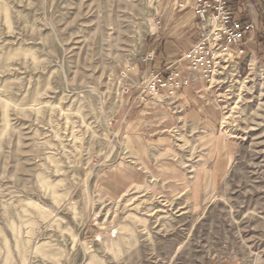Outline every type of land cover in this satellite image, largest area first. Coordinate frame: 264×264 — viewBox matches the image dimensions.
Masks as SVG:
<instances>
[{"label": "rangeland", "instance_id": "1", "mask_svg": "<svg viewBox=\"0 0 264 264\" xmlns=\"http://www.w3.org/2000/svg\"><path fill=\"white\" fill-rule=\"evenodd\" d=\"M166 2L0 0V264H264L256 3L238 9L257 24L244 53L213 75L222 132L236 148L224 172L201 181L203 149L179 120L167 131L170 157L192 190L149 175L113 186L116 172L140 170L123 85L140 88L149 66L133 72L144 54L155 52V66L177 60L195 38L192 26L185 45L169 48L177 15Z\"/></svg>", "mask_w": 264, "mask_h": 264}, {"label": "crops", "instance_id": "2", "mask_svg": "<svg viewBox=\"0 0 264 264\" xmlns=\"http://www.w3.org/2000/svg\"><path fill=\"white\" fill-rule=\"evenodd\" d=\"M177 2H183L185 5L177 7ZM192 2L193 0H167L165 3L164 11H173L171 18L177 15L170 24L173 35L166 41L169 43V48L185 45L187 40L182 37L190 31L192 26L195 32L194 40L197 38V29L194 26L195 16L191 9ZM175 61L167 60L157 65L163 67ZM146 66L148 65L144 62H139L133 73H137ZM131 81L135 83L133 79ZM213 87L214 85L210 86L202 77L200 71L194 72L189 85L181 88L177 93L176 101L173 103L177 109H180L177 113H172L146 93L142 94L141 88L127 94L122 110L124 129L128 131L129 144L134 152L139 154L140 170H129L130 173L116 172L117 185L113 186L123 191L124 186L149 175L162 178L167 182L168 188H172L175 193L192 190V186L185 185L182 171L170 157L174 150L167 131L175 124V121L179 120L184 122V128L186 132H189L188 134L195 135L191 141L203 149L199 164L201 181L216 180L231 161L236 148L222 132V112L219 100L213 93Z\"/></svg>", "mask_w": 264, "mask_h": 264}, {"label": "built area", "instance_id": "3", "mask_svg": "<svg viewBox=\"0 0 264 264\" xmlns=\"http://www.w3.org/2000/svg\"><path fill=\"white\" fill-rule=\"evenodd\" d=\"M253 3L264 12V0H193L191 9L195 16L197 38L174 63L163 67L150 65L156 60L153 50L144 54L141 61L149 68L144 70L145 76L139 85L141 93H146L172 113H177L180 109L173 104L177 93L189 85L194 72L200 71L208 84L214 85L213 75L222 58L226 59L224 62L228 65L235 56L242 55L247 38L257 29V24L238 10L239 6ZM184 5L183 2L176 3L177 7ZM230 56L232 62L227 60ZM129 73L126 71L123 76L127 78ZM123 86L122 92L125 94L133 88L128 82Z\"/></svg>", "mask_w": 264, "mask_h": 264}, {"label": "bare ground", "instance_id": "4", "mask_svg": "<svg viewBox=\"0 0 264 264\" xmlns=\"http://www.w3.org/2000/svg\"><path fill=\"white\" fill-rule=\"evenodd\" d=\"M228 59H229V58H227V60H228ZM222 61H226V59H225V58H224V59L222 58ZM220 62H221V61H220ZM219 65H220V64H219Z\"/></svg>", "mask_w": 264, "mask_h": 264}, {"label": "trees", "instance_id": "5", "mask_svg": "<svg viewBox=\"0 0 264 264\" xmlns=\"http://www.w3.org/2000/svg\"><path fill=\"white\" fill-rule=\"evenodd\" d=\"M257 6H259V5H257ZM259 10H260V8H259ZM262 12H263V10H261Z\"/></svg>", "mask_w": 264, "mask_h": 264}]
</instances>
